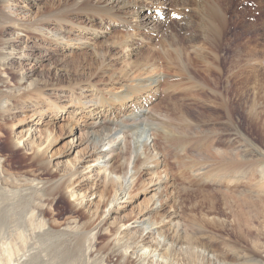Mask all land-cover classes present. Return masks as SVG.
Returning a JSON list of instances; mask_svg holds the SVG:
<instances>
[{
    "label": "rangeland",
    "instance_id": "obj_1",
    "mask_svg": "<svg viewBox=\"0 0 264 264\" xmlns=\"http://www.w3.org/2000/svg\"><path fill=\"white\" fill-rule=\"evenodd\" d=\"M102 2L0 0V13L21 27L17 31L6 26L0 34V50L12 44L16 34L29 45H42L39 62L24 68H33L32 80L39 82L26 93L24 103L46 115L44 124L38 125L41 132L50 123L59 133L52 149L54 166L31 160L20 150L9 151L8 122L0 106V132L6 134L0 142V163L8 170L6 176L15 179L19 189L33 185L41 190L30 207H20L16 198L19 208L13 221L0 229V264H125L121 256L132 241L114 245L101 230L90 244L80 234L88 215L75 207L64 188L76 155L68 152V118L59 120L50 114L57 94L67 103L72 93L80 91L83 98L124 113L121 105L129 98L119 97L123 86L130 88L126 97L137 99L148 93L146 108L152 116L130 125L122 136L131 142L138 133L155 144L162 176L169 178L165 211L176 214L178 229L168 226L169 241L178 247L200 242L222 264H264V0H166L159 26L149 32L136 31L123 11L108 10ZM67 20L101 34L86 35V44L63 53L50 39L54 32H62L58 22ZM41 35L48 39L41 40ZM141 78H158L157 89L142 92ZM5 90L0 83V104L7 96ZM78 107L67 103L62 118ZM87 121L75 124L77 135L80 128L84 134L102 133ZM85 149L80 146L76 151ZM123 157L128 159L129 152ZM150 161L138 163L139 189L135 187L120 219L107 224L121 217L131 220L155 198L154 189L142 190L141 183L155 176L153 170L141 171ZM102 187L98 193L107 195ZM169 254L170 259L184 257L181 264H188L186 253Z\"/></svg>",
    "mask_w": 264,
    "mask_h": 264
},
{
    "label": "bare ground",
    "instance_id": "obj_2",
    "mask_svg": "<svg viewBox=\"0 0 264 264\" xmlns=\"http://www.w3.org/2000/svg\"><path fill=\"white\" fill-rule=\"evenodd\" d=\"M164 2H166V0H133L132 2H128V0H104L102 3L108 10L115 9L123 11L128 19L130 18L132 20V27H134L136 31L147 30L149 32L157 29L159 26L160 22H158V17L160 13L161 16L163 15L164 11L161 6H163L162 4ZM138 6H140V10H138ZM58 23L62 32H54L50 42L59 46V48L63 50V53L77 49L76 46H79L80 43L82 45L86 44L84 39L87 38L86 35H92L93 33V36L97 37L101 34L96 33L94 30L85 29V27L79 26L72 21L67 20ZM7 25L17 31L21 28L17 23L0 13V34L4 33V29ZM105 26L107 27V25ZM65 34H70V38L66 37ZM14 37L15 39L12 44L8 45L4 50H0V83L5 87L7 94L0 106L4 113V121L8 122L5 127L7 128L10 142L9 151L14 152L20 150L28 155L31 160L42 162L43 164L45 163L46 166L51 167L54 166V154L52 149L59 138L57 127L54 124L49 125L50 123L46 125V123L44 126L47 127L44 129V132H41L38 125L44 124L46 115L41 108L38 107L33 109L30 105L24 103V101H26L24 99L26 93L32 89H36L38 87L37 84H39L37 79L32 80L36 71L33 68L25 70V65L31 67L33 63L39 62V53L43 47L40 43L37 45L36 43L35 45L27 44V41L25 42V40L20 39L18 34ZM40 39L45 41L48 37L41 35ZM69 41L73 43H69ZM12 66L15 67L11 68ZM9 70H11V72H9ZM144 78L139 80L141 84H144L138 87L142 92H148L151 88H156L159 82L158 78ZM128 89H130L128 86H123L119 96L122 97V99L119 98V100L129 98L128 101L121 105L124 109V113L100 106L98 102L95 103L92 99L83 98L84 95L82 91H80L78 95L72 93V95L68 97L67 103H77L79 107L73 108L71 111H66L67 117L62 118L64 111L67 109V103H64L66 99L63 101L62 99L64 96L61 94L59 96L57 94L56 101L51 107L50 114L51 116H55V119L65 120L68 118L65 129L68 152L76 153V155H74V162L68 169L70 172L67 176L69 175L70 181L64 188L75 207L83 210V212L88 215V224L84 226L83 231L79 227L82 231L80 234L87 239L90 244L96 239V233L101 230L106 235L110 236L114 245H120V243L123 245L126 240L132 241L134 244L132 246H126L127 248L121 256L125 264L128 260L131 264H181L184 257L178 260L173 258L170 259L169 252L186 253L188 256V264H222L220 262L218 263V259L215 255L209 254L210 252H208L200 242L192 240L187 243L186 246L180 244L178 247L177 243L169 241L171 236L168 226H175V230L178 229L176 224H174L176 214L174 211H165L168 202L165 195L169 178L165 175L162 176L164 170L161 159L154 153L155 144L150 140L151 137H138V133L135 137L132 136L133 140L131 142L126 140V136H122V133L128 130L130 125H135L142 118L147 119L148 115L151 114V111H148L146 108L149 102V98L146 97L148 93L146 96L136 97L137 99H135L126 97L129 93ZM110 92L112 93V91ZM50 104L51 103H49V105ZM59 113L61 114L60 118H58ZM16 114L23 115V118L20 119L19 116L15 117ZM70 115L71 119L69 120ZM33 118L38 119L37 123L32 121ZM72 119L74 120V124L72 123ZM87 119L90 121L89 125L91 129L97 127L102 129L100 135H96L94 132L84 134L81 128L77 135L76 132L78 128H76L75 124ZM108 125H110V128H107ZM5 135L4 131L0 132V142L1 138H5ZM97 137H99V140ZM80 146H84L86 151L79 154L76 150ZM127 152H129L128 159L123 157V154ZM150 159L155 160V162L152 160L150 161ZM141 161L143 163L145 161H150L149 163H151V165L143 166L141 171L147 174L148 170H153V172H151L155 175V178L146 177L147 179L141 181V183L145 184L142 190L153 188L155 191V198H152L149 204L142 207L141 211L135 214L131 220H125L121 217L120 221L107 224L108 221H114L116 217L119 218V214H121L127 205L132 202L135 195L134 189L135 187L138 188L137 185L139 184L137 183V178L139 177H137L139 174L137 167L139 165L138 163ZM123 167L125 170H123ZM99 169H104L105 173L99 175L97 172ZM6 175H8V170L0 163V229H2L3 226L5 227V224H9L8 222L11 217L14 216V213H17V208H19V206L15 205L16 198L20 201V207L25 208L32 205L31 202H33L35 195L41 191L33 185H27L26 188L19 189V186H17L19 183ZM139 179H141V176ZM101 184L104 186L102 187L103 193L108 192L107 195L98 193ZM19 215L17 216L19 217ZM106 224L108 226H106ZM174 234H177V231H175ZM119 249L122 248L120 247ZM6 252L10 262L13 251L9 248ZM162 252L168 253L167 256L161 254Z\"/></svg>",
    "mask_w": 264,
    "mask_h": 264
}]
</instances>
